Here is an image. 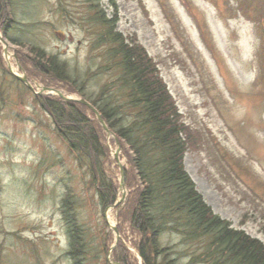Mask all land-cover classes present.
Wrapping results in <instances>:
<instances>
[{
    "label": "rangeland",
    "instance_id": "rangeland-1",
    "mask_svg": "<svg viewBox=\"0 0 264 264\" xmlns=\"http://www.w3.org/2000/svg\"><path fill=\"white\" fill-rule=\"evenodd\" d=\"M112 1L117 31L135 35L185 123L203 135L184 159L198 191L216 215L264 245V67L258 60L264 46L252 22L226 10L243 0H97L107 17L113 12L108 8ZM84 2L12 0L15 23L6 52L0 43V264H72L62 213L67 191L86 227L103 237L112 232L113 244L116 241L109 226L118 225L117 207L125 204L120 200L131 190L119 187L114 139L105 136L109 147L114 144L109 172L118 185L119 204L103 212L89 183L88 162L69 152L36 103V94L13 78L27 74L20 59L32 47L59 55L83 77L95 68L89 49L92 36L78 20L66 21L60 10L63 4L80 14ZM90 78L84 81L91 92L107 80ZM30 80L38 85V93L39 86L45 87L40 80ZM57 90L77 99L66 89ZM118 158L128 168L122 149ZM124 237L134 253L131 243L137 238L127 225ZM164 242L175 245L180 239L166 236ZM107 256L92 264H105ZM181 261L190 262L188 257Z\"/></svg>",
    "mask_w": 264,
    "mask_h": 264
},
{
    "label": "trees",
    "instance_id": "trees-1",
    "mask_svg": "<svg viewBox=\"0 0 264 264\" xmlns=\"http://www.w3.org/2000/svg\"><path fill=\"white\" fill-rule=\"evenodd\" d=\"M112 3L108 6L113 10L111 17L97 0H85V11L80 14L60 5L66 21L78 20L92 36L89 49L95 68L84 77L59 55L41 48L32 47L20 63L29 78L40 80L46 88L66 89L91 104L121 145L128 165L124 167L125 184L131 191L125 204L117 207V230L123 239L127 225L137 239L131 243L136 255L120 239L112 251L114 262L184 264L181 260L188 257L186 264H264V245L216 215L187 173L185 155L200 145L203 135L185 123L155 63L135 35L123 36L117 31V10ZM11 5L12 0H0V33L5 38L15 23ZM235 6L227 5L226 10L252 22L264 46V0H243ZM258 60L264 67V53ZM89 75L90 79L107 80L91 92L84 81ZM35 99L69 152L88 162L89 183L102 211L114 206L118 185L109 172L114 144L109 147L105 142L106 133L95 114L79 102L56 96L36 95ZM62 213L72 264H92L108 254L114 245L112 232L103 237V233L89 230L68 191ZM166 236H177L180 242L165 244ZM98 239L103 240L100 246L94 244Z\"/></svg>",
    "mask_w": 264,
    "mask_h": 264
},
{
    "label": "water",
    "instance_id": "water-1",
    "mask_svg": "<svg viewBox=\"0 0 264 264\" xmlns=\"http://www.w3.org/2000/svg\"><path fill=\"white\" fill-rule=\"evenodd\" d=\"M0 43H2L5 46V52H6V50L9 47V45H8L7 41L5 40V38L2 35H0ZM14 58L17 59L16 57H14ZM17 69L20 70V66H19L18 63H17ZM22 74H23L22 76L15 75V77L22 84H24L30 91H32L36 95H38V96H43V95H56V96L60 97L63 101H66V102L76 101V102H79L80 104L88 107L95 114L98 122L101 124V126H102L103 130L106 132L107 136H110V137H112L114 139V142H115V145H116V150H115V153H114V158L118 162V166H119V170H120V175H121L120 188L122 190H125L126 189V185H125V178H124V170H123V166L120 163L119 158H118V154L121 151L120 143H119L118 139L115 137V135L108 129V127L106 126L104 120L102 119L101 115L97 112V110L91 104H89L88 102H86L84 100H81V99H71V98L65 97L61 93V91H58V90H53V89H50V88L40 87L39 86L38 88L40 89V92L38 93V92L35 91V88H37L38 85H35L34 82L31 81L26 76V74L24 72ZM127 197H128V194H125L124 193L122 199L120 200V202H125L127 200ZM117 204H119V202H117ZM114 207L115 206H113L112 208H114ZM111 230L116 235V242L115 243L117 244L118 241L120 240V235H119V233L117 231V228L115 226H111ZM112 250L113 249H111L109 251L107 260H108V262L110 264H117L116 262H114L112 260Z\"/></svg>",
    "mask_w": 264,
    "mask_h": 264
}]
</instances>
